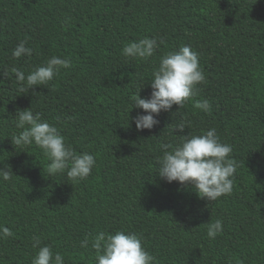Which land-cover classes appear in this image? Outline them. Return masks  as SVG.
<instances>
[{"label": "trees", "instance_id": "obj_1", "mask_svg": "<svg viewBox=\"0 0 264 264\" xmlns=\"http://www.w3.org/2000/svg\"><path fill=\"white\" fill-rule=\"evenodd\" d=\"M145 37L159 45L151 57L123 55ZM20 42L31 56L13 58ZM182 46L197 54L204 82L137 131L135 94L150 97L161 57ZM53 56L71 66L21 91L11 69L27 76ZM28 108L77 154L94 155L86 180L50 176L35 144L15 148L16 113ZM213 128L237 167L231 193L208 201L160 178L158 159L165 144ZM0 168L10 174L0 178V225L12 232L0 239V264H32L44 245L64 264H96L92 240L116 231L140 237L155 264H264V0H0ZM218 219L223 230L210 239Z\"/></svg>", "mask_w": 264, "mask_h": 264}, {"label": "clouds", "instance_id": "obj_2", "mask_svg": "<svg viewBox=\"0 0 264 264\" xmlns=\"http://www.w3.org/2000/svg\"><path fill=\"white\" fill-rule=\"evenodd\" d=\"M20 42L12 51L13 58L31 56L32 49ZM156 38L145 37L137 42H130L123 48V55L132 59H147L158 48ZM71 66L70 60L58 56L51 57L46 65L36 68L25 75L17 68L11 73L21 83V91H28L36 86H46L59 74L61 68ZM2 75L9 78V72ZM150 81L152 89L149 98H140L139 91L135 94L133 105L141 109L133 119L137 131L151 130L159 123L156 119L161 111H169L173 105L182 107L194 95L195 87L205 80L199 66L198 56L188 46H182L178 51L169 52L160 59L159 67L153 72ZM26 85V87H25ZM202 110L210 108L208 101L198 104ZM16 128L18 134H13L11 143L17 149L35 144L49 159L48 174H66L71 181L86 180L96 165L94 155L87 152L77 154L67 145L65 138L57 128L47 121L41 120L39 113H33L31 108L17 110ZM185 124H179L175 129L183 132ZM163 156L158 159V176L167 183L178 182L181 185H191L199 198L215 201L232 191L233 176L236 163L230 158L232 148L221 143L215 129H210L203 135L183 136L176 147L165 144ZM10 174L6 168H0V178L8 180ZM223 230V221L216 220L207 228V236L215 239ZM12 235L10 228L0 225V239ZM33 247L41 242L34 238ZM89 239L80 242L81 247H87ZM96 250V264H155L153 257L143 247L142 240L134 233L116 231L114 234L99 232L91 242ZM32 264H64V257L59 252L53 253L48 245L39 247L32 259Z\"/></svg>", "mask_w": 264, "mask_h": 264}]
</instances>
